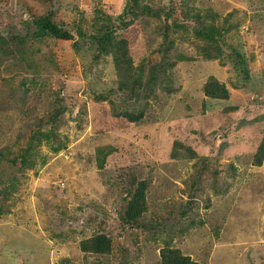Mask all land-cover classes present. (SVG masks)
<instances>
[{"label": "rangeland", "instance_id": "1", "mask_svg": "<svg viewBox=\"0 0 264 264\" xmlns=\"http://www.w3.org/2000/svg\"><path fill=\"white\" fill-rule=\"evenodd\" d=\"M263 136L264 0H0V264H264Z\"/></svg>", "mask_w": 264, "mask_h": 264}, {"label": "trees", "instance_id": "2", "mask_svg": "<svg viewBox=\"0 0 264 264\" xmlns=\"http://www.w3.org/2000/svg\"><path fill=\"white\" fill-rule=\"evenodd\" d=\"M37 25V32L39 35H53L60 39H70L73 37V32L70 29L58 24L50 16L42 15L35 20ZM101 43V49L107 50L109 45L113 43L112 38L99 39ZM123 43L126 41L123 39ZM126 55V53H125ZM124 59L127 58L123 57ZM206 92L214 97L225 98L228 97V89L226 86L219 81L212 80L206 85ZM255 163L260 165L264 160V136L263 140L259 145L258 151L254 157ZM147 182L145 180L140 181L135 192L131 195L126 210V219L130 223H136L140 217L143 216L146 208V188ZM84 243V250H90L96 253H105L107 246L110 241H107L105 235L94 236L91 240ZM92 246V247H91ZM161 264H198L197 261L193 260L189 255L183 254L178 248L166 246L161 251Z\"/></svg>", "mask_w": 264, "mask_h": 264}]
</instances>
